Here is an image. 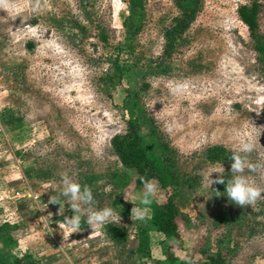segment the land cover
Wrapping results in <instances>:
<instances>
[{
  "label": "rangeland",
  "instance_id": "rangeland-1",
  "mask_svg": "<svg viewBox=\"0 0 264 264\" xmlns=\"http://www.w3.org/2000/svg\"><path fill=\"white\" fill-rule=\"evenodd\" d=\"M197 1L187 32L155 64L177 0H5L13 7L0 8V264H200L201 247L224 264H264V200L240 207L222 183L204 180L220 165L231 177L236 130L254 141L248 160L264 165V0ZM253 2L255 38L237 15ZM128 120L168 176L152 179L143 221L130 215L142 186L110 146ZM217 146L225 159L211 158ZM63 172L91 188L94 208L120 218L97 234L82 217L67 237L58 225L71 210L49 199ZM244 174L264 187V168ZM168 203L175 238L152 224Z\"/></svg>",
  "mask_w": 264,
  "mask_h": 264
},
{
  "label": "clouds",
  "instance_id": "clouds-1",
  "mask_svg": "<svg viewBox=\"0 0 264 264\" xmlns=\"http://www.w3.org/2000/svg\"><path fill=\"white\" fill-rule=\"evenodd\" d=\"M12 5L0 0V8L6 11L12 9ZM34 8H39V4L34 5ZM183 85H175L169 89L170 95L176 96L182 92ZM232 151L230 157V173L232 174L227 181L224 178V169L222 165L219 168H209L204 174V180L207 181V187L213 183H222L224 185V196L229 201L237 206H253L258 200H264V187H261L250 181L246 176L245 170L255 172L259 168H264V165L252 163L248 160V154L254 150V141L251 134H244L236 130L232 137ZM216 173L215 178H211V174ZM142 190L135 195V200L138 203L133 204L131 208V217L135 220L143 221L149 212L151 198L157 191V184L151 179L140 177ZM219 193V192H217ZM60 197L64 198L71 216H64L59 222L58 228L68 237L72 233L81 231V219L84 218L85 224L92 230L100 234V230L112 219H119L111 207H103L96 209L93 207L95 203L92 190L89 186L76 182L67 172L60 174L59 194L58 196L49 198L52 204H56Z\"/></svg>",
  "mask_w": 264,
  "mask_h": 264
},
{
  "label": "trees",
  "instance_id": "trees-1",
  "mask_svg": "<svg viewBox=\"0 0 264 264\" xmlns=\"http://www.w3.org/2000/svg\"><path fill=\"white\" fill-rule=\"evenodd\" d=\"M177 2L176 5L179 13L172 19L171 24L163 32V53L158 59L153 60L155 64L170 56L177 39L187 32L194 19L197 5L200 3L197 0H177ZM258 8L259 5L253 2L251 5H240L237 9L238 18L246 27L251 38H255L258 32ZM124 24L132 30V26L129 22L124 21ZM129 34L134 33L132 31L128 33V35ZM261 116L264 119V100L261 106ZM110 146L121 166L135 172V185L137 187L142 186L140 181L141 176L151 180L158 178L161 182H163V177H168L164 173L162 161L160 159H154L147 154L142 143L139 129L133 121L128 120L126 122L124 133L115 135L111 138ZM210 152L211 158L216 160H220V156L225 159L227 156L226 154H228L225 148L221 146L212 148ZM116 204L122 205V202L117 200ZM128 212L129 211H126V216H128ZM152 222L157 232L164 236L177 237L178 225L175 220V209L171 203L166 205L164 211H156V213L153 214ZM110 237L112 239L115 238L113 235H110ZM144 239H146V237H144ZM141 246H144L141 251L142 256L145 258L148 257L147 243L145 246L143 241L140 240V247ZM199 254L205 257V261L200 264H224L220 256L207 254L204 247L200 248ZM12 264H23V262L20 259H16Z\"/></svg>",
  "mask_w": 264,
  "mask_h": 264
}]
</instances>
